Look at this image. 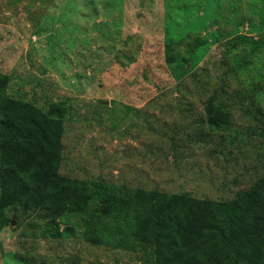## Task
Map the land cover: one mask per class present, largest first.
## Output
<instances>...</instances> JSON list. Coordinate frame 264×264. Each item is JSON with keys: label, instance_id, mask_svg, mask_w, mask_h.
I'll return each mask as SVG.
<instances>
[{"label": "rangeland", "instance_id": "obj_1", "mask_svg": "<svg viewBox=\"0 0 264 264\" xmlns=\"http://www.w3.org/2000/svg\"><path fill=\"white\" fill-rule=\"evenodd\" d=\"M0 73L67 102L61 175L224 202L264 175V0H0ZM85 220L0 208V264H146Z\"/></svg>", "mask_w": 264, "mask_h": 264}, {"label": "trees", "instance_id": "obj_2", "mask_svg": "<svg viewBox=\"0 0 264 264\" xmlns=\"http://www.w3.org/2000/svg\"><path fill=\"white\" fill-rule=\"evenodd\" d=\"M10 82L0 73L1 209L86 214V242L145 253L146 264H264V175L231 202L61 175L67 102L44 111L11 98ZM206 114L212 127L230 123L221 105Z\"/></svg>", "mask_w": 264, "mask_h": 264}]
</instances>
